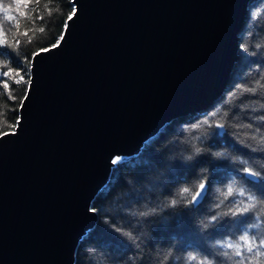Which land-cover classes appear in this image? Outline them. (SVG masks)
Listing matches in <instances>:
<instances>
[{"label": "water", "instance_id": "obj_1", "mask_svg": "<svg viewBox=\"0 0 264 264\" xmlns=\"http://www.w3.org/2000/svg\"><path fill=\"white\" fill-rule=\"evenodd\" d=\"M251 1L76 0L65 42L36 59L15 135L0 139V264H75L111 159L222 93Z\"/></svg>", "mask_w": 264, "mask_h": 264}, {"label": "trees", "instance_id": "obj_2", "mask_svg": "<svg viewBox=\"0 0 264 264\" xmlns=\"http://www.w3.org/2000/svg\"><path fill=\"white\" fill-rule=\"evenodd\" d=\"M0 4L5 7L11 5L10 14L17 11L15 0H0ZM46 4L47 9L44 7ZM71 10L69 0H40L32 15L39 13L44 16L43 21H37L36 27H45L46 31L43 34L35 33L31 42L22 38L20 55H13L11 67L16 68L25 54L48 46L49 42L54 43V38L61 33L62 24ZM23 11L21 8L20 12ZM2 18L0 14V19ZM19 25V31L33 27L31 21L23 18H19ZM15 34L14 29L9 38ZM242 43L249 46L247 53L240 49V57L227 86L209 106L170 121L146 142L139 154L123 158L113 168L109 183L93 200L92 206L99 209L98 219L95 226L81 239L75 264H185L188 251H195L188 249L185 242V234L190 233L188 214L185 213L182 217L177 215L183 205L170 207V200L179 199L182 187H194L201 178L197 175L198 172H206L210 177L215 176V179L212 180V190L201 207H214V203L220 198L219 189L226 190V185H221L219 180L230 174L231 167L237 166L230 161L220 160L205 161L188 170H178L175 167L177 160L189 155L184 151L187 142H195V137L202 135L203 130L196 129L195 125L211 117L213 112L217 113L216 119H221L224 112L229 113L228 131L236 137H224L220 141L224 147L219 150L225 151L226 156H231L233 160L244 158L257 169L264 166V151L251 150L260 148L259 140L264 137V122L257 117L258 113L264 114L261 107L264 105V0L251 1L241 31L240 44ZM7 60L8 57H0L3 72L7 71V68L2 67ZM9 84L10 89L5 90L0 83V130L3 131L14 130L7 127V124L15 123L19 115V104L24 96V85H16L11 80ZM252 88L256 91L246 90ZM8 91L17 97L15 101L7 95ZM249 123L252 124L251 128L247 127ZM237 141H243L251 147H245ZM256 190L249 189L251 192ZM152 208L156 209L155 213L140 216L141 212H149ZM254 211L264 217V204H258ZM106 220L122 228L124 232H131L132 237L111 231ZM257 231L264 232V224ZM239 234L230 235L224 229L214 240L205 237L204 243L219 256L223 264H236L230 250H227L229 255L225 257L223 252L226 249H218L216 242L235 241ZM188 239H192L191 235ZM195 254L202 255L200 252Z\"/></svg>", "mask_w": 264, "mask_h": 264}, {"label": "snow or ice", "instance_id": "obj_3", "mask_svg": "<svg viewBox=\"0 0 264 264\" xmlns=\"http://www.w3.org/2000/svg\"><path fill=\"white\" fill-rule=\"evenodd\" d=\"M40 0H15L16 13L10 14L11 5L5 7L0 4V57H8V60L3 63L2 67L7 68V71L0 73V83L5 90L10 89L9 80L16 85H24V96L20 101L19 110L22 111L26 106V101L29 99L30 92L33 85L32 69L35 67L36 59L42 54L50 53L55 49L61 47L65 42L68 32L69 23L74 22L77 18L78 8L76 0H69L71 5V12L68 13L66 20L62 24L61 33L55 37V42H49L48 46L41 47L30 54H25L22 61L16 68H12V57L20 55V46L22 38H26L29 42L34 39L35 33L43 34L46 31L45 27H36L37 21H43V15L36 13L34 16L32 12L35 5L39 4ZM47 9L48 5H44ZM23 8L24 11L20 12ZM49 9V15H51ZM19 18L31 21L32 29H25L19 31ZM16 30V34L9 38L10 33ZM30 32L32 34H30ZM241 51L247 53L248 45L240 44ZM257 47H260L257 45ZM27 65V67H25ZM247 91L255 92L256 89H246ZM7 95L12 101L15 97L11 91ZM264 109V105L261 106ZM16 112L17 109H12ZM207 115V113H206ZM217 113L213 112L212 116L204 119L201 124H196V129H201L202 135L195 137V142L188 141L184 151L189 155L177 160L175 167L178 170H188L203 164L205 161H230L237 166L231 167L230 174L223 176L219 183L226 185L219 189L220 198L214 203V207L207 206L202 208L205 199L209 196L212 190V180L215 176L210 177L206 172H198L197 175L201 177L194 187L185 186L179 190V199L173 198L169 202V206L175 208L178 204H182L183 208L177 214L183 216L188 214L190 225V233L185 234V242L188 249L195 251H188L185 264H223L219 256L214 253L206 243L205 237L208 240H214L222 230L227 229L230 235L240 233L235 241H217L216 247L218 249H226L223 255L226 257L231 252L232 257L236 260V264H261L264 262V232H258V228L264 224V217H260L254 210L258 204H264V166L257 169L249 164L244 158L233 160L231 156H226L225 151L219 150L224 147L220 141L224 137L232 135L233 139L236 137L228 131L227 120L229 113L224 112L221 119H216ZM258 120L264 122V114H257ZM21 117L18 115L15 123L7 124V127L17 129L20 125ZM7 123V122H6ZM247 127L251 128L249 123ZM258 131V129H257ZM8 135H15V131L6 132L0 130V139ZM256 139V137H253ZM244 144L243 141H237ZM260 148H252V151H264V137L259 140ZM245 147H251L244 144ZM123 158L116 156L111 159L112 165H117ZM159 162V161H157ZM257 186H259L257 188ZM249 189H257L256 192H251ZM258 196L260 197L258 199ZM231 198V199H230ZM227 202V206H226ZM92 213H97L98 208L92 206L89 209ZM156 209L152 208L149 212H141L140 216H149L155 213ZM252 213L253 215H249ZM112 218H109L111 220ZM105 223L110 227L111 231L119 232L124 236L132 237L131 232H124L122 228L116 227L114 223ZM235 231H232V230ZM191 235L192 239H188ZM196 252L202 253L198 256ZM171 259V257L169 258Z\"/></svg>", "mask_w": 264, "mask_h": 264}]
</instances>
